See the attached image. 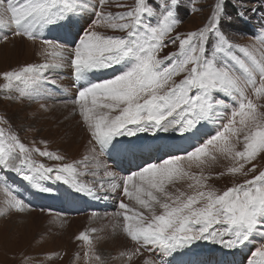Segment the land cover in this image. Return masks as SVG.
I'll list each match as a JSON object with an SVG mask.
<instances>
[{"label": "snow or ice", "instance_id": "1", "mask_svg": "<svg viewBox=\"0 0 264 264\" xmlns=\"http://www.w3.org/2000/svg\"><path fill=\"white\" fill-rule=\"evenodd\" d=\"M114 2L126 10L105 11L109 0H0V30L34 42L39 39L43 45L40 55L45 57L42 63L0 74L5 81L2 90L40 98L44 83L56 84L47 81L45 73L70 65L76 79L84 82L72 104L90 133V143L95 142L93 153L96 146L103 152L115 148L119 137L140 133L174 132L191 138L183 155H168L123 177L105 171L112 181L111 190L120 189L129 201L122 199L115 214L121 230L131 241L155 246L166 254L199 241L237 249L259 238L248 264H264V170L219 192L207 183L211 175L205 176L203 171L197 175L185 168V163L189 168H201L219 156L233 162L227 174L247 177L256 173L255 165L245 168L264 154V104L256 103L248 93L251 90L255 99L264 98V35L250 46L230 41L220 30V2L203 28L175 37L172 33L181 23L176 12L179 0H158L155 6L153 0H135L131 7ZM89 10L96 19L81 30L73 46L44 36L52 28L73 25L74 18ZM101 26L123 35L97 31ZM170 37L173 44L179 41L178 50L161 58L159 53ZM210 38L213 47L208 54ZM117 66L120 71L112 78L92 79L95 73ZM215 122L220 123L213 131L201 133L205 124ZM33 153L56 161L64 159L29 147L0 127V169L16 173L41 192L51 191L43 182L55 179L76 192L95 194L93 187L81 183L76 163L48 167L37 162ZM184 179L193 181L188 188L196 190L169 191V186ZM0 193L4 196L0 215L27 210L25 200L8 186L7 178L0 179ZM77 239L86 243L88 260L103 264L89 232H82ZM138 253L136 249L122 255L131 259Z\"/></svg>", "mask_w": 264, "mask_h": 264}, {"label": "rangeland", "instance_id": "2", "mask_svg": "<svg viewBox=\"0 0 264 264\" xmlns=\"http://www.w3.org/2000/svg\"><path fill=\"white\" fill-rule=\"evenodd\" d=\"M117 2L131 7L134 5L135 0H117ZM156 2L158 0H153V6ZM218 2L223 4L220 30L230 41L241 46H250L257 42L258 37L264 35V0H179L176 12L181 23L172 33V37L177 34L183 36L203 28L211 19L215 11V5ZM93 3H98V0H93ZM104 10L115 13L126 9L117 7L114 0H109V4ZM74 19L76 22L73 25L52 28L46 31L44 36L48 39L59 40L70 47L73 46L74 42L78 43V36L82 35L81 30L89 28L96 16L89 10ZM64 29H67L68 32H63ZM96 30L105 34L123 35V33H113L103 26ZM5 35L8 37L7 40L2 39ZM23 38L25 53H21L17 49L18 43L22 42L21 36H15L10 31L0 30V74L27 64L44 62L45 57L40 55L43 48L40 40L34 42L25 37ZM170 40L171 37L165 40L166 47L159 53L161 58L178 50L179 41L173 44ZM212 47L213 41L210 38L208 54L211 53ZM237 54L243 56L242 53L238 52ZM53 70L45 73L49 82L56 79L54 72L53 76L49 73ZM119 71L120 66L103 71L106 72L107 76L103 79H110ZM57 74H60V71ZM182 78L183 74L175 77L176 81ZM4 83L5 81L0 77V127L16 134L29 147L39 148L42 151L47 150L64 157L62 161H56L42 157L38 153H33V158L37 162L44 163L48 167H56L62 163H76L82 173L79 178L81 183L91 187L95 186L92 179L83 175L86 170L85 163L89 164L91 160L89 147L92 148L95 143L94 141L90 143L92 138L83 120L81 119L82 135L76 137L74 136V128L72 129L69 125L57 121L62 111H55L52 106L46 107L42 104L47 100L46 95H44L46 99L41 102L39 98L32 99L28 96H21L18 91L6 92L2 90ZM43 86L50 89L52 85L51 83H45ZM248 95L256 103L264 104V98L255 99L251 90H249ZM41 105H44V107H41ZM74 107L76 108L75 105ZM261 110L264 111V109ZM76 111L78 114L77 108ZM219 123L205 124L201 129V133L213 131ZM66 129L72 131V134H68ZM71 138L76 139L80 144L69 145L68 139ZM118 139L121 140V143L117 145L121 148L117 152H123L121 156L128 160L124 167L130 172H134L135 166L139 164L159 162L167 158L168 155H183V150L188 149L192 143L191 138L182 137L179 133L174 132H158L155 135L140 133L137 137H119ZM83 140L87 144H83ZM151 142L160 144L161 151L157 155ZM78 145H81V148ZM68 149L71 151H67ZM113 157H116V155L114 154ZM118 157L117 155L115 160ZM110 159L112 161V158ZM232 163V161L218 156L217 161L203 165L201 168H197L195 165L189 168L187 163H185V168L197 175L201 171L205 176L211 175V179L207 181L208 185L219 192H223L234 184L242 183L245 179H249L252 175L264 170V154L246 165V171L253 165L256 166V173H250L247 177L227 174L226 169ZM221 172L226 174L218 175ZM3 178H7L8 186L20 194L28 207L24 212L10 210L6 214L0 215V264H98L94 260L87 259L85 256L88 251L87 245L77 239L85 231L89 232L92 237L95 251L101 256L103 264H189L183 260L186 257L194 258L192 264H233V255L240 256L239 251L251 255L254 250L251 243L246 247L228 249L211 241H199L186 249H180L171 254L165 253L166 256L163 262H160L159 258L154 256L143 259L144 246L131 241L119 226L118 221L120 218L115 215L119 212L117 205L109 204L106 207L99 205L98 208L90 212L93 213L90 218L91 221L89 220L81 228L78 226L71 227L73 220L80 216V214H73L72 211H69L68 206L64 203L65 200H69L67 196L72 194L70 191L74 190L72 187L55 179L45 180L43 186L50 188L51 191L41 192L23 182L16 173L0 169V179ZM189 183H193V181L184 179L174 186H169V191L176 193L179 189L191 193L196 189H189ZM77 193L85 194V192ZM72 199L81 198L71 196L70 200ZM3 200L4 196L0 193V208H3ZM156 211L159 214L161 209L157 207ZM110 212L115 215L116 222L103 217ZM91 229H97V231L92 232ZM254 242H256L255 245H258L261 240L256 238L252 241V243ZM136 249H139V253L132 255L131 259L128 255H122V253H134ZM225 251L229 254L224 262L222 260ZM214 260L220 262H214Z\"/></svg>", "mask_w": 264, "mask_h": 264}, {"label": "bare ground", "instance_id": "3", "mask_svg": "<svg viewBox=\"0 0 264 264\" xmlns=\"http://www.w3.org/2000/svg\"><path fill=\"white\" fill-rule=\"evenodd\" d=\"M63 32L67 33L68 30L64 29ZM21 40H22V42L18 43L17 49L21 53H25V49L23 47L24 38L21 37ZM58 71H60V74H57ZM49 73L52 76L54 74V77H56V79H55L56 84L55 85L51 84L52 86H50V89L43 86L44 95L47 96V100L45 103H42V104H44L46 107L52 106V108H54L55 111H62V114L59 115L57 121L69 125V127L72 129L74 128L75 129V134L73 133L74 136L80 137V135H82V123H81L82 118L80 115H78L79 112L77 114L76 108L72 104V101L76 97L78 89L84 84V82L76 79L74 72H73V69L70 65L65 66L64 68H61V69H54L53 71H51ZM103 77L104 78L107 77L106 72H103L100 74L95 73L92 76V79L93 80H98V79L102 80ZM44 95L39 98V100H41V102H43V100L46 99L44 97ZM71 132L72 131H68L67 133L70 134ZM70 141H72V142H70ZM120 141L121 140H119V143H121ZM68 144L73 146L75 144H80V142L78 143V141L76 139L71 138V139H68ZM83 144H87L86 141L83 140ZM152 145H153V148L155 150V154L157 155L161 151L160 144L158 145V144L152 143ZM78 146H79V148H81V145H78ZM96 148H97L96 152L93 153L91 150L92 148L89 147V149L91 151V153L89 154L91 160L89 161V164L85 163L87 165V167L85 168L86 170L83 173V175L87 176L88 178L92 179V181H94L95 186H93V188L95 189V194L89 195L85 192V194L82 193V195H81V194L75 192V190H70L72 192V194H69L67 196L69 200H65V202H64L65 205L68 206L69 211H72L73 214H80L79 217L76 215L77 217H76V219L73 220L71 227L78 226L79 228H81L82 226H84L90 220V218L93 216L92 215L93 213H90V212L93 211L95 208H98L99 205L101 207L102 206L106 207L109 204L117 205L118 211H120L119 202L122 199L125 200V202H129V201H127V198L123 196L122 191L120 189H117L116 191L111 190L112 181L110 178H108L104 175L105 171H113V172L117 173L118 177L127 176L131 173L130 170H128L126 167H124V164H126L128 160L126 158H124L123 156H121L123 152L122 153H120V151L117 152L118 149L121 148V146L116 145L115 148L109 147L108 149H106L103 152L100 151L99 146H97ZM165 148H163V149H165ZM67 151H69V149ZM78 153H81V152H78ZM114 154L116 155V157H113ZM117 155L119 157L117 160H115V158H117ZM110 158H112V161ZM146 165L147 164L136 165L135 171L140 170V168H142ZM91 166H93V167H91ZM93 173H95V175H93ZM100 185H103V187H101ZM65 193H67V192H65ZM71 196L81 198V199L70 200ZM63 197H62V199H63ZM70 209H73L76 211H73ZM147 214L148 213H146V215ZM114 216L115 215L110 212L108 214H105V216H103V217L104 218L107 217L110 220H112V222H116L117 219ZM69 222H70V220H69ZM251 244H253V246H254L256 244V242L251 243ZM144 251H145V253L142 256L143 259H145L146 257H149V256H154V257H158L160 262H163L165 259V256H166L165 253L162 252L160 249L156 248L155 246H151V245H145ZM212 251H214V250H212ZM228 254L229 253H226V251H225L224 259L222 261H224V262L226 261ZM239 254H240V256H236V255L232 256L233 264H235V263H237V264H241V263L242 264H248V261L251 259V255H249V253H247V252H246V254H244V252H242V251H239ZM242 254H244V255H242ZM172 257H175V256H172ZM183 260L185 262H188L189 264H192L194 258L192 259V258L186 257V259H183ZM214 262H220V261L214 260Z\"/></svg>", "mask_w": 264, "mask_h": 264}]
</instances>
